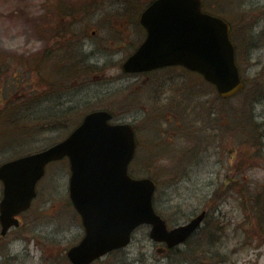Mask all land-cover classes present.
I'll list each match as a JSON object with an SVG mask.
<instances>
[{
	"label": "rangeland",
	"instance_id": "374dc122",
	"mask_svg": "<svg viewBox=\"0 0 264 264\" xmlns=\"http://www.w3.org/2000/svg\"><path fill=\"white\" fill-rule=\"evenodd\" d=\"M151 1L0 0V164L40 152L89 112L108 110L114 123L134 125L130 174L155 181L154 207L168 226L207 216L171 250L158 252L141 226L126 248L93 264H264V0H205L232 25L245 83L227 101L182 68L152 73L147 82L124 75L121 64L144 32L135 15L126 39L111 26H120L128 6L139 14ZM80 31L83 43L56 42ZM77 53L87 73L67 67L78 66ZM235 119L243 120L237 131L229 128ZM69 177L66 158L46 167L21 227L0 235V264H69L67 250L84 235Z\"/></svg>",
	"mask_w": 264,
	"mask_h": 264
},
{
	"label": "water",
	"instance_id": "95a60500",
	"mask_svg": "<svg viewBox=\"0 0 264 264\" xmlns=\"http://www.w3.org/2000/svg\"><path fill=\"white\" fill-rule=\"evenodd\" d=\"M139 20L146 38L122 64L124 72L183 66L214 85L222 98L243 89L230 27L223 19L204 13L201 0H154ZM111 119L108 111L90 112L62 141L0 165L1 235L18 226L15 217L30 207L46 166L65 157L71 172L69 196L85 230L79 244L67 252L72 264H90L126 247L133 231L142 225L150 226L151 240L169 249L196 232L205 211L167 228L153 208L154 181L128 174L137 146L133 125Z\"/></svg>",
	"mask_w": 264,
	"mask_h": 264
},
{
	"label": "flooded vegetation",
	"instance_id": "af4514ba",
	"mask_svg": "<svg viewBox=\"0 0 264 264\" xmlns=\"http://www.w3.org/2000/svg\"><path fill=\"white\" fill-rule=\"evenodd\" d=\"M129 1V0H128ZM153 1V0H152ZM151 1V2H152ZM150 2V3H151ZM201 9H202V11L204 12V13H208V14H212V15H215V14H213L212 12H209L208 10H207V8H206V1L205 0H201ZM126 3H127V1H126ZM150 3L148 4V6L150 5ZM122 5H124V4H122ZM132 5V4H131ZM133 6L134 5H132V7L131 6H128V10H126L127 11V13H126V15H127V17H125V18H121L120 17V26H116V28H115V26L113 25V27L111 26V29L113 30V28L115 29V31L113 30V33H117V37H118V39L119 40H122V39H126L127 38V36L129 35V33L126 31V28H127V23H128V20H130V18H131V16L132 15H135L134 17H135V19H136V22H137V26L141 29V31L142 32H144V37H143V39H142V41L140 42V44L145 40V38H146V30L143 28V26L141 25V23H140V15L142 14V12L144 11V9H142L141 11H140V13L138 14V12H139V10H138V8H136L135 6H134V8H133ZM129 8H132L131 10H129ZM137 14H138V16H137ZM220 17H222V16H220ZM223 18V17H222ZM225 20V19H224ZM226 22H228V24L230 25V27H232V25L230 24V22H229V20H225ZM119 27H120V29H119ZM70 28H71V26H70ZM70 31H71V29H70ZM73 32V31H72ZM72 32H71V34H72ZM118 32H119V34H118ZM74 33V32H73ZM70 34V33H69ZM92 34H93V36H94V38L96 37V34H97V31L96 30H93L92 31ZM63 38H62V40H61V37H58V38H60V40L61 41H59V39L56 41V42H62V41H66V42H73V43H83V42H85V40H86V36H85V32L84 31H80V32H78V33H76V34H74V35H69V36H67L66 37V35H63L62 36ZM139 44V45H140ZM138 45V46H139ZM138 46L135 48V50L138 48ZM135 50L131 53V54H133L134 52H135ZM130 54V55H131ZM78 55V58H79V60H78V65H80V67H78V71H80V73L81 72H83V73H87V68L86 67H83V63H84V59L85 58H82L81 56H80V54L79 53H77L75 56H77ZM129 55V56H130ZM128 56V57H129ZM127 57V58H128ZM126 58V59H127ZM125 59V60H126ZM125 60L123 61V63L125 62ZM122 63V64H123ZM122 64H121V70H122ZM92 66L95 68V69H100L101 70V68H99L98 66H95V65H93L92 64ZM173 68H182V67H180V66H176V67H166V68H161V69H155V70H150V71H146V72H141V73H126V72H124L123 70H122V72L124 73V75L125 76H145L146 77V79L147 80H144V82H147L149 79H150V76H151V74L152 73H156V72H158V71H163V70H167V69H173ZM182 69H184V68H182ZM185 70V69H184ZM243 79V78H242ZM227 100V99H226ZM111 113V112H110ZM112 114V117H113V119H114V114L113 113H111ZM136 130V129H135ZM138 147V146H137ZM23 214V213H22ZM22 214H20V215H18L16 218H17V220H18V223H19V225L18 226H15V227H11L7 232H6V234L5 235H3V236H1V238H5V237H7V235L12 231V230H15V229H19L20 227H21V225H22ZM206 216H207V212H206ZM80 222H81V220H80ZM81 226H82V224H81ZM154 245L157 247V251L158 252H160V253H163L164 251H167V250H169V249H167V247L164 245V244H157V243H154ZM161 246V247H160ZM67 261H68V259H67ZM68 263H69V261H68ZM70 264V263H69Z\"/></svg>",
	"mask_w": 264,
	"mask_h": 264
},
{
	"label": "trees",
	"instance_id": "16d2710c",
	"mask_svg": "<svg viewBox=\"0 0 264 264\" xmlns=\"http://www.w3.org/2000/svg\"><path fill=\"white\" fill-rule=\"evenodd\" d=\"M140 6V5H139ZM237 60H238V57H237ZM239 63V62H238ZM68 68H76L77 70H78V67H80V65H78L77 67H76V65L75 66H73V65H71V66H67ZM87 68V67H86ZM79 73H80V71H78ZM81 73H83V72H81ZM217 98H219V97H217ZM220 99V98H219ZM220 100H223V99H220ZM223 101H226V100H223ZM235 121L236 122H238V123H236L235 124V122H234V124L232 125V126H230L229 128H231V129H233L234 131H237L238 130V128L240 127V123L239 122H242L243 120H241V119H235ZM7 124L11 127H14V125H15V121L14 120H10V121H8L7 122ZM258 220H260L259 219V217L257 216V221Z\"/></svg>",
	"mask_w": 264,
	"mask_h": 264
}]
</instances>
